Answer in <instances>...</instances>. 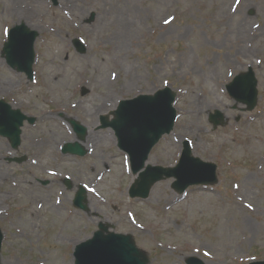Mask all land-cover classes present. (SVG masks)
<instances>
[{"label":"rangeland","instance_id":"obj_1","mask_svg":"<svg viewBox=\"0 0 264 264\" xmlns=\"http://www.w3.org/2000/svg\"><path fill=\"white\" fill-rule=\"evenodd\" d=\"M42 2L27 13L23 3L0 0V100L36 119L24 124L16 152L0 137L1 264H74L75 246L91 239L99 224L130 235L148 264H185L192 257L202 264L264 261V0ZM18 7L31 19L23 20ZM21 23L38 33L32 81L2 56L8 31ZM121 25L129 28L122 49L113 39ZM74 39L84 53L75 50ZM249 67L257 78V105L247 112L225 85ZM45 76H57L50 91ZM164 88L174 96L177 116L146 164L174 167L187 141L193 157L215 164L216 182L180 194L174 179L164 178L146 199H131L128 191L139 177L117 165L129 164L128 158L113 131L100 129L99 118L110 121L121 100ZM105 93L112 116L88 108ZM216 110L225 125L214 128L209 114ZM71 119L98 137L84 157L61 153L67 142L84 144ZM13 157L26 161L9 162ZM111 157L113 165L104 167ZM235 185L245 204L233 210ZM80 186L86 211L72 204ZM165 202L171 206L164 209ZM246 221L255 232H247ZM228 229L245 238L232 241Z\"/></svg>","mask_w":264,"mask_h":264},{"label":"water","instance_id":"obj_2","mask_svg":"<svg viewBox=\"0 0 264 264\" xmlns=\"http://www.w3.org/2000/svg\"><path fill=\"white\" fill-rule=\"evenodd\" d=\"M38 33L30 30L23 23L14 26L3 46L2 54L7 65L18 73H24L29 80L33 78L32 66L35 60L34 43ZM73 46L78 53H84L85 47L73 40ZM257 80L251 67L245 73L235 76L225 89L231 99L244 105L246 111H252L257 103ZM174 96L169 88L157 91L152 96H138L132 100L119 103L115 119L108 122L100 118L101 128H111L117 138L118 148L129 157L131 171L139 174V181L129 191L130 198L146 199L150 187L162 179L174 178L173 189L182 193L189 186L207 185L216 182V166L206 163L191 154L190 145L183 142L182 151L174 168L145 165L152 148L163 135L171 132L176 113L172 107ZM33 124L35 118L23 115L20 110L0 100V136L6 138L13 150L21 143V127L23 122ZM209 122L214 128L224 126L223 115L214 111L209 115ZM78 140H83L86 128L74 120L69 121ZM63 154L83 157L84 148L77 142L66 143ZM21 163L23 158L10 159ZM67 187L69 181L65 180ZM85 196L80 189L73 200V205L85 210ZM3 234L0 230V251ZM75 264H148L146 254L139 250L130 235L115 234L108 231L107 226L98 225V231L91 239L78 244L74 254ZM185 264H202L196 258H187ZM251 264H264V261Z\"/></svg>","mask_w":264,"mask_h":264},{"label":"bare ground","instance_id":"obj_3","mask_svg":"<svg viewBox=\"0 0 264 264\" xmlns=\"http://www.w3.org/2000/svg\"><path fill=\"white\" fill-rule=\"evenodd\" d=\"M42 1L43 0H12L13 4H21V3H23V5L27 8V10H26L27 13L29 11H33V9H35V8L38 9L39 6H41L43 4ZM44 2H45V0H44ZM17 9L19 10L20 8L18 7ZM23 10H25V9L23 8ZM22 12L23 11L20 9V15L24 14V12H23V14H22ZM29 18L31 19V16L29 14H26V15L24 14L23 15V20L24 19H29ZM20 21L22 22V17L19 18V22ZM128 31H129V28H128L127 25H121V26H118L116 28V32L114 34L115 37L112 36L113 39L117 40V42L120 44L121 49L125 47L126 41L128 40L127 39V32ZM56 79H57V76H53L51 78H49L48 76H45L46 91H50L52 89V83H53V81H56ZM107 95H108V93H105V94H101V97L100 96L96 97L95 100H94V104L90 105L88 107L89 110L96 109L95 111L97 112V114H101V113H105V112L109 111L110 115L112 116L111 113H112V109L114 107V104L111 101V99H109V95L108 96ZM202 106H203V104L199 105V107H202ZM48 140H49V137L47 136L46 141H48ZM94 141L98 142V137L96 136V134L94 132H92V131L87 129L86 136H85V139H84V144H83L84 148L86 150L88 148H90V150H91V147H92L91 142L94 143ZM62 143L63 142H61V144ZM113 159L114 158L111 157L108 160L109 163L106 164L104 167H110L111 165H113ZM117 165L121 166L122 168L125 167V169H127V167L129 166L128 164L127 165L125 164V166H124L121 163H117ZM134 178H136V177L134 176ZM233 190H234V200H233V203L231 205L233 207V210L234 209H238L239 207L243 208L244 205H242V203H244V196L241 193V186L235 185ZM243 193L245 194L244 188H243ZM245 195H247V192H246ZM165 204H166V207L164 209H166V208L171 206L170 204H168V202H165ZM223 207L224 206H221V208H223ZM34 217L36 218V216H34ZM244 224H245V227L247 229V232H249V233L255 232V230L253 229L252 224L249 221L244 222ZM62 229H63V227H62ZM227 234H228V236L232 237V239H231L232 241H234V240L239 241V240H242V239L245 238V233L244 232H238V233H236V235H234L235 233L231 232L230 229H228ZM221 239L222 238H220V241H221ZM77 242H78V240H74L72 242V244L74 245ZM226 248H230V247L226 246Z\"/></svg>","mask_w":264,"mask_h":264},{"label":"snow or ice","instance_id":"obj_4","mask_svg":"<svg viewBox=\"0 0 264 264\" xmlns=\"http://www.w3.org/2000/svg\"><path fill=\"white\" fill-rule=\"evenodd\" d=\"M167 23V21H165Z\"/></svg>","mask_w":264,"mask_h":264}]
</instances>
